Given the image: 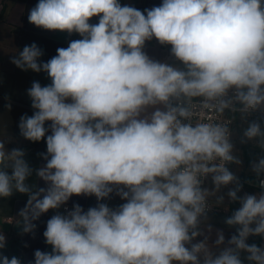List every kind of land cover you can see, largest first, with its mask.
Returning a JSON list of instances; mask_svg holds the SVG:
<instances>
[{"label": "clouds", "instance_id": "obj_1", "mask_svg": "<svg viewBox=\"0 0 264 264\" xmlns=\"http://www.w3.org/2000/svg\"><path fill=\"white\" fill-rule=\"evenodd\" d=\"M28 21L81 39L46 62L35 42L12 57L51 80L32 82L33 114L18 123L46 152L34 170L25 150L0 140V198L28 195L17 221L23 234L73 196L97 200L87 211L74 204L51 216L43 232L51 251L35 250L29 264H244L242 253L264 264V246L247 242L264 238V157L251 162L262 191L238 195L243 185L228 165L242 161L230 122L197 114L264 113V0H162L143 11L120 0H38ZM153 39L171 46L175 63L145 52ZM253 140L264 150L255 121L241 143ZM33 171L45 184L35 191L27 183ZM209 177L211 191L203 187ZM230 185L227 197L239 207L224 223L235 233L226 240L216 230L210 244L201 230L209 198L222 204L217 194ZM113 192L126 201L117 208L102 202ZM0 264L22 262L0 254Z\"/></svg>", "mask_w": 264, "mask_h": 264}, {"label": "crops", "instance_id": "obj_2", "mask_svg": "<svg viewBox=\"0 0 264 264\" xmlns=\"http://www.w3.org/2000/svg\"><path fill=\"white\" fill-rule=\"evenodd\" d=\"M120 2L122 5L129 4L143 11L146 8L159 6L162 0H120ZM37 3L38 0H0V140L5 142L8 150L13 148L25 150V159L34 170L45 163L39 154L46 152V143L44 140L40 142L25 140L19 133L18 123L22 115L31 116L33 114L34 110L31 108V100L27 95V89L31 87L32 82L39 81L44 86L50 84L51 80L46 73L23 71L17 68L11 62V59L24 46L35 42L44 52L41 60L46 62L57 54L56 50L58 48H66L71 40L81 39L79 34L74 33L69 36L66 32L44 30L29 23L28 12ZM90 23H98V17H93ZM170 49V45H160L153 39L146 42L144 50L153 59L175 63ZM150 111L151 109H149ZM255 158L257 156H255L254 152L253 157L250 156V159L253 161ZM7 171L9 174L11 173L10 168ZM243 174L247 177L249 175L254 176L252 179L256 177L255 173L245 174L242 172L241 175ZM242 178L240 177V179ZM243 180L245 179L243 178ZM27 183L35 186L33 191L39 187H45L44 182L39 179L35 171H33ZM240 183L243 185L242 191L245 188L259 190L241 181ZM242 191L238 195H243ZM211 198L209 199L211 200ZM27 200L28 195L19 192H14L10 198H0V233L6 237V247L0 249V254L8 258L15 256L21 260L22 264H29L30 261H34V252L37 249L46 252L51 251V246L45 243V238L43 237L47 220L56 214L57 211L61 213L65 211L63 206L58 210H49L39 220L34 221L36 229L33 233L23 234L22 231L18 233L14 230V224L20 218L19 212L25 207ZM102 202L111 208H117L126 201L121 200L113 192L109 198ZM233 203L230 200L228 201V210L220 207L222 211L207 214V221L201 225V230L209 237L210 244L216 238V230H223L226 240L235 233V228H229L224 223V219H221L223 214L231 215L239 207V203L235 206ZM74 204H79L87 211L88 208L97 205V200L95 196H73L66 205L72 207ZM6 217H13L15 222L13 224L7 222L5 220ZM209 225L211 226V231H208ZM255 237L250 236L247 242L264 246V238L258 236L255 239ZM197 239H203V236ZM245 256L246 254H241L244 264H249Z\"/></svg>", "mask_w": 264, "mask_h": 264}, {"label": "built area", "instance_id": "obj_3", "mask_svg": "<svg viewBox=\"0 0 264 264\" xmlns=\"http://www.w3.org/2000/svg\"><path fill=\"white\" fill-rule=\"evenodd\" d=\"M197 114L201 118H211L213 120H219L221 122H230L229 127H230V131L232 133V135H231L232 143H233V140H234V135H235L237 123L240 121V119L242 117L248 118L249 120H253V121L256 120L257 122H259L261 124V127L264 128V113H262L259 110L250 112L247 115H243V114H241L238 111L237 112L226 111L223 114V116H217L215 113H210V112H206V111L201 113L199 111V109H197ZM259 157H264V150L260 149V151H259V153L257 155V158H259ZM229 165H228V168H229ZM261 178H264V176H262ZM208 179L205 180L203 187L206 186V184L208 182ZM240 181L242 183L248 184L251 187H254V188L259 189V190L262 191V189H260L259 186H258V178L257 177H255L254 179H251V180L250 179L249 180L248 179H245V180L240 179ZM209 203H210V211L207 214L212 213V212H220V211H222L220 209V207L215 206V203L212 200L209 199ZM63 208L65 210V208L71 209L72 207H70L69 205H64ZM5 220L7 222H9V223H12V224L15 222V219L13 217H6Z\"/></svg>", "mask_w": 264, "mask_h": 264}, {"label": "rangeland", "instance_id": "obj_4", "mask_svg": "<svg viewBox=\"0 0 264 264\" xmlns=\"http://www.w3.org/2000/svg\"><path fill=\"white\" fill-rule=\"evenodd\" d=\"M240 123L241 125L238 127V123H237V127L238 129L240 130L241 128H247L248 125L253 122V120H249L248 118H245V117H242L240 119ZM255 122H257L256 120H254ZM239 130L235 131V135H234V140H233V144H234V151L236 152V154L239 156V158L241 159L242 163L240 165H235V164H230L229 165V170L232 171L238 178H239V181H240V177H242V172L245 173V174H250V173H254L251 169V163H247V160L245 158V154L243 152V145L246 144L247 142L245 143H241V138L243 136V132H239ZM248 142H252V143H257L256 140H253V141H248ZM255 152V151H254ZM229 187H232L231 185L228 186V187H225V188H222L221 191L217 194V195H223L224 196V201L222 204H219L218 206L219 207H223L225 208L226 210H228V197H227V192H228V188ZM205 188H208L210 191L213 189V185H212V182H211V177L208 179V182L206 184V187ZM256 193H255V192ZM260 191L259 190H252V189H248V188H245L242 193H248V194H257L259 193ZM216 196H212L211 200L215 203L216 201ZM221 205V206H220ZM216 216H219V215H216ZM230 215L229 214H223V216H221V219H224L229 217ZM215 217V216H214ZM216 218V217H215ZM258 236L255 237V239L257 238Z\"/></svg>", "mask_w": 264, "mask_h": 264}, {"label": "trees", "instance_id": "obj_5", "mask_svg": "<svg viewBox=\"0 0 264 264\" xmlns=\"http://www.w3.org/2000/svg\"><path fill=\"white\" fill-rule=\"evenodd\" d=\"M240 122H241V121L238 122V127L241 125ZM238 127H236V131L239 130ZM245 129H246V127H245V128H241V129L239 130V132L242 133ZM251 149H254V151H255V156H257L261 148L258 146V143L247 142L246 144L243 145V152H244V154H245V157H246L247 163H251V162H252V160L250 159V150H251ZM242 177H243L244 179H248V180H249V179H252L254 176L249 175V176L247 177V176H244V174H243ZM243 178H242V179H243ZM237 204H238V202H234V203H233L234 206L237 205Z\"/></svg>", "mask_w": 264, "mask_h": 264}, {"label": "water", "instance_id": "obj_6", "mask_svg": "<svg viewBox=\"0 0 264 264\" xmlns=\"http://www.w3.org/2000/svg\"><path fill=\"white\" fill-rule=\"evenodd\" d=\"M253 154H254V149H251V150H250V156L253 157ZM18 220H20V218H19ZM18 220H17V221H18ZM17 221H16V223L14 224V230H15L16 232L20 233V232L22 231V227H21V224H18V223H17ZM21 223H22V222H21Z\"/></svg>", "mask_w": 264, "mask_h": 264}]
</instances>
